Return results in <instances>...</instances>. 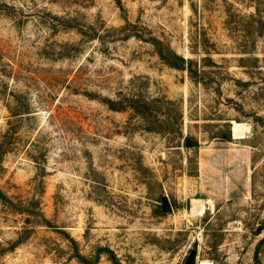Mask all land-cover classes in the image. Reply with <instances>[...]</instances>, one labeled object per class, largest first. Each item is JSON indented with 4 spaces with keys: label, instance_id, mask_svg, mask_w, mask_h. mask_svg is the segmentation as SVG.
I'll use <instances>...</instances> for the list:
<instances>
[{
    "label": "rangeland",
    "instance_id": "374dc122",
    "mask_svg": "<svg viewBox=\"0 0 264 264\" xmlns=\"http://www.w3.org/2000/svg\"><path fill=\"white\" fill-rule=\"evenodd\" d=\"M0 135V264H264V0H0Z\"/></svg>",
    "mask_w": 264,
    "mask_h": 264
},
{
    "label": "trees",
    "instance_id": "16d2710c",
    "mask_svg": "<svg viewBox=\"0 0 264 264\" xmlns=\"http://www.w3.org/2000/svg\"><path fill=\"white\" fill-rule=\"evenodd\" d=\"M162 42L159 40L155 41V45L158 46V52L163 59V61L169 65L170 67H174L177 69L182 70H188L189 74L192 75L193 71V60L186 58L185 56L177 53L175 50H173L171 47H162ZM140 106V105H139ZM6 140H10L8 135L2 136L0 135V155L4 152H6ZM0 198H5L4 194L0 192Z\"/></svg>",
    "mask_w": 264,
    "mask_h": 264
},
{
    "label": "bare ground",
    "instance_id": "6f19581e",
    "mask_svg": "<svg viewBox=\"0 0 264 264\" xmlns=\"http://www.w3.org/2000/svg\"><path fill=\"white\" fill-rule=\"evenodd\" d=\"M243 123L240 122H233V131L235 135L240 136L244 129ZM205 201L202 199H195L193 202V210L199 214H203L205 212Z\"/></svg>",
    "mask_w": 264,
    "mask_h": 264
},
{
    "label": "water",
    "instance_id": "95a60500",
    "mask_svg": "<svg viewBox=\"0 0 264 264\" xmlns=\"http://www.w3.org/2000/svg\"><path fill=\"white\" fill-rule=\"evenodd\" d=\"M164 202L167 204V199H164ZM192 260H193V255L188 259L187 263L186 264H191L192 263Z\"/></svg>",
    "mask_w": 264,
    "mask_h": 264
}]
</instances>
